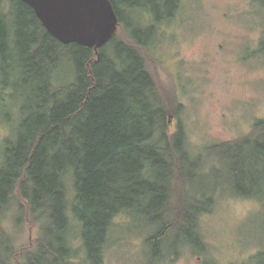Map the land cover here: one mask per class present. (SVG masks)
Here are the masks:
<instances>
[{"label": "trees", "instance_id": "trees-1", "mask_svg": "<svg viewBox=\"0 0 264 264\" xmlns=\"http://www.w3.org/2000/svg\"><path fill=\"white\" fill-rule=\"evenodd\" d=\"M111 1L127 38L116 32L97 52L56 39L23 0H0V61L16 56L13 71L32 75L25 81L34 85L0 167V264H73V224L80 226L81 263L105 264L115 217L132 213L142 199H150L142 217L155 212L161 219L146 239L153 261L184 244L204 246L198 217L211 200L185 189L201 160L187 149L185 129L170 121L182 105L169 104L148 61L156 24L174 16L179 0L139 4L151 14L146 28L129 19L132 0ZM251 4L264 19V0ZM254 132L210 152L230 156L222 162L232 163L234 192L260 199L264 211V119ZM13 207L18 224L39 225L32 248L18 249L4 227Z\"/></svg>", "mask_w": 264, "mask_h": 264}, {"label": "rangeland", "instance_id": "rangeland-1", "mask_svg": "<svg viewBox=\"0 0 264 264\" xmlns=\"http://www.w3.org/2000/svg\"><path fill=\"white\" fill-rule=\"evenodd\" d=\"M132 2L129 19H152L145 6H139L150 7L151 0ZM156 30L158 35L148 50L149 67L169 104L182 105L171 123L176 129L178 125L185 129L192 157L216 172L206 181L189 174L185 184L191 194L201 197L212 191L214 197L210 210L198 217L204 246L184 244L178 247V254L167 250L153 261L146 239L161 219L155 218V212L142 217L150 203V199H142L132 213L115 217L105 264H264L263 203L256 197L238 196L229 182L236 177L230 173L232 163L229 160L227 167L222 162L230 156L210 152V146L254 136L256 123L264 119V51L259 49L264 19L255 16L251 0H179L174 16L157 23ZM117 33L119 38H127L123 26ZM16 60L15 56L14 61H0V167L7 144L16 140L23 108L33 103V76L13 71ZM16 214L13 207L4 227L18 249L34 247L39 225L18 224ZM153 221L156 225L150 226ZM71 236L72 248L78 252L73 264H82L79 225H72Z\"/></svg>", "mask_w": 264, "mask_h": 264}, {"label": "water", "instance_id": "water-1", "mask_svg": "<svg viewBox=\"0 0 264 264\" xmlns=\"http://www.w3.org/2000/svg\"><path fill=\"white\" fill-rule=\"evenodd\" d=\"M48 32L64 44L99 48L117 32L119 16L111 0H23ZM172 116H170V121Z\"/></svg>", "mask_w": 264, "mask_h": 264}, {"label": "flooded vegetation", "instance_id": "flooded-vegetation-1", "mask_svg": "<svg viewBox=\"0 0 264 264\" xmlns=\"http://www.w3.org/2000/svg\"><path fill=\"white\" fill-rule=\"evenodd\" d=\"M139 20V19H138ZM165 20H167V19H163V23L165 22ZM139 23H142L144 26H143V28H146L148 25H150L151 24V22H152V19H148V21H146V22H142L141 20L140 21H138ZM134 25H135V23H134ZM121 26V23L119 24V27ZM136 26V25H135ZM118 31V30H117ZM204 163V162H203ZM231 167V166H230ZM203 168V169H202ZM202 174H205L204 176H202ZM214 174H215V171H213V170H211V169H209V167L206 169V165L204 164H202V163H200V161L198 162V168H197V179L198 178H202V179H204L205 181L208 179H210L211 177H214ZM230 174V173H229ZM202 176V177H201ZM216 177V176H215ZM229 182H230V186H231V180H229ZM239 195V194H238ZM203 197L205 198V199H213L214 197H213V195H212V191H209V192H205L204 194H203ZM251 197H253V196H250V198Z\"/></svg>", "mask_w": 264, "mask_h": 264}]
</instances>
